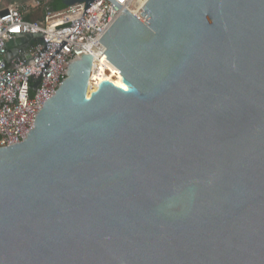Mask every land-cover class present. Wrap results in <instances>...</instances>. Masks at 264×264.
Listing matches in <instances>:
<instances>
[{
	"label": "water",
	"instance_id": "obj_1",
	"mask_svg": "<svg viewBox=\"0 0 264 264\" xmlns=\"http://www.w3.org/2000/svg\"><path fill=\"white\" fill-rule=\"evenodd\" d=\"M108 1L104 56L0 148V264H264V0Z\"/></svg>",
	"mask_w": 264,
	"mask_h": 264
},
{
	"label": "built area",
	"instance_id": "obj_2",
	"mask_svg": "<svg viewBox=\"0 0 264 264\" xmlns=\"http://www.w3.org/2000/svg\"><path fill=\"white\" fill-rule=\"evenodd\" d=\"M43 1L0 10L6 12L0 15V148L26 139L36 115L66 79L70 64L81 60L79 55L94 60L104 56L99 40L123 14L108 0H97L86 11L85 3L61 12L47 7L41 20L26 21L30 9ZM112 1L136 17L147 0ZM27 35H39L40 40L14 45L16 54L11 55L6 44Z\"/></svg>",
	"mask_w": 264,
	"mask_h": 264
},
{
	"label": "trees",
	"instance_id": "obj_3",
	"mask_svg": "<svg viewBox=\"0 0 264 264\" xmlns=\"http://www.w3.org/2000/svg\"><path fill=\"white\" fill-rule=\"evenodd\" d=\"M44 5L40 7L30 9L29 13L25 16V20L28 22L41 20L44 16L45 8H50L54 12H61L67 9L63 0H45Z\"/></svg>",
	"mask_w": 264,
	"mask_h": 264
},
{
	"label": "rangeland",
	"instance_id": "obj_4",
	"mask_svg": "<svg viewBox=\"0 0 264 264\" xmlns=\"http://www.w3.org/2000/svg\"><path fill=\"white\" fill-rule=\"evenodd\" d=\"M36 0H1L0 10H6L12 7H21L24 5H29ZM43 1V0H40ZM45 1V0H44Z\"/></svg>",
	"mask_w": 264,
	"mask_h": 264
},
{
	"label": "bare ground",
	"instance_id": "obj_5",
	"mask_svg": "<svg viewBox=\"0 0 264 264\" xmlns=\"http://www.w3.org/2000/svg\"><path fill=\"white\" fill-rule=\"evenodd\" d=\"M102 57H95V61H99Z\"/></svg>",
	"mask_w": 264,
	"mask_h": 264
}]
</instances>
